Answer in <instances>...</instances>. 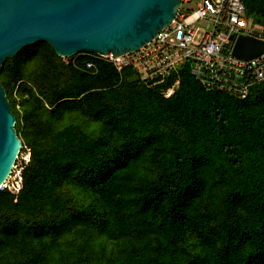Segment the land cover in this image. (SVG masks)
Returning a JSON list of instances; mask_svg holds the SVG:
<instances>
[{"label":"trees","instance_id":"1","mask_svg":"<svg viewBox=\"0 0 264 264\" xmlns=\"http://www.w3.org/2000/svg\"><path fill=\"white\" fill-rule=\"evenodd\" d=\"M241 1L264 29V0ZM134 74L47 42L4 60L30 160L0 191V264H264V81L239 99L189 63Z\"/></svg>","mask_w":264,"mask_h":264},{"label":"water","instance_id":"2","mask_svg":"<svg viewBox=\"0 0 264 264\" xmlns=\"http://www.w3.org/2000/svg\"><path fill=\"white\" fill-rule=\"evenodd\" d=\"M181 0H0V69L6 58L37 42L55 54L114 57L138 50L175 19ZM264 53V40L238 35L231 54L248 61ZM138 81L137 76L128 79ZM0 82V185L9 175L21 141Z\"/></svg>","mask_w":264,"mask_h":264},{"label":"built area","instance_id":"3","mask_svg":"<svg viewBox=\"0 0 264 264\" xmlns=\"http://www.w3.org/2000/svg\"><path fill=\"white\" fill-rule=\"evenodd\" d=\"M241 34L264 40L263 27L246 18L241 0H181L171 24L138 50L117 57L89 54L109 62L120 76L124 68H131L145 85L189 63L191 75L204 87L245 99L254 85L264 81V53L248 61L232 56L234 41ZM86 66L93 68L91 62ZM29 160V149L21 143L0 191L19 193Z\"/></svg>","mask_w":264,"mask_h":264},{"label":"rangeland","instance_id":"4","mask_svg":"<svg viewBox=\"0 0 264 264\" xmlns=\"http://www.w3.org/2000/svg\"><path fill=\"white\" fill-rule=\"evenodd\" d=\"M197 26H199V27H207V25H202L201 23H199V24H197Z\"/></svg>","mask_w":264,"mask_h":264}]
</instances>
